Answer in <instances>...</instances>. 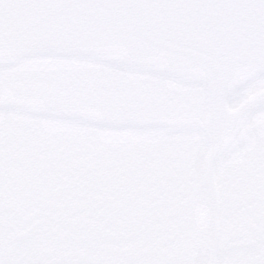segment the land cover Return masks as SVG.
Returning <instances> with one entry per match:
<instances>
[{"label":"rangeland","instance_id":"rangeland-1","mask_svg":"<svg viewBox=\"0 0 264 264\" xmlns=\"http://www.w3.org/2000/svg\"><path fill=\"white\" fill-rule=\"evenodd\" d=\"M169 82L148 73L127 71L85 59L49 56L27 58L0 69V147L13 144L7 145L5 150L6 155L11 156L9 162H12L19 152L23 156L20 145L27 140V150L38 151L40 156H35L38 164L46 165L40 180L30 174V178L25 177L26 182L39 180V186L23 190L19 187L23 181L19 168L13 166L12 170L5 171L0 164V211L6 208L4 211L12 215V221H18V215L14 216L19 212L18 206L15 209L12 205H18L23 199V225L14 226L10 246L17 243L22 231L30 227L32 217L37 222V231H51L57 221L53 218L44 221L34 216L31 202L39 201L52 184L60 186L64 181L62 174L72 173L67 182L82 181L81 172L91 165L99 170L106 167L117 171L115 174L123 179L127 188H135L136 184L145 181L157 188L162 184L168 188L170 196L177 199L188 214L187 225L182 231L184 238H189L185 239V258L180 262L176 253H172V264L200 263L197 256L203 252L204 233L199 173L206 149L199 131L204 108L202 91L194 85L176 86L172 83L173 88L168 90L166 85L171 86ZM262 86L264 77L251 80L228 97V105L233 106ZM56 114L71 118H59ZM22 116L27 120L35 117L55 122L72 121L77 125L23 123ZM47 136L56 138L57 143H52ZM63 149L69 155L80 151L82 157H74V160L63 156L59 158V164L49 158L55 153L63 154ZM263 160L264 104L249 117L242 142L214 164L219 218L223 220L222 231L226 232V237L232 235L233 230L244 229L242 224L236 226V220H233L232 214L236 212L249 213L255 223L260 216L263 219L264 169L260 166ZM127 170L128 177L125 176ZM77 173L78 177L75 176ZM240 198L242 205L246 198L244 203H248L251 209L246 211V205L239 206L236 202ZM233 199L234 208L230 205ZM231 220L233 224H230ZM59 223L61 227L62 222ZM36 236L39 237L36 234L23 237V244L34 243ZM42 236L46 242L53 238ZM19 246L20 242L16 248ZM44 252L40 248L36 257ZM23 253L21 248L12 250L0 264H28L23 261L27 256Z\"/></svg>","mask_w":264,"mask_h":264},{"label":"water","instance_id":"water-1","mask_svg":"<svg viewBox=\"0 0 264 264\" xmlns=\"http://www.w3.org/2000/svg\"><path fill=\"white\" fill-rule=\"evenodd\" d=\"M42 56L85 59L201 88L203 264H215L214 164L264 104V86L227 103L264 77V0H0V69ZM85 178L99 183L95 167ZM69 228L62 235L75 241Z\"/></svg>","mask_w":264,"mask_h":264},{"label":"flooded vegetation","instance_id":"flooded-vegetation-1","mask_svg":"<svg viewBox=\"0 0 264 264\" xmlns=\"http://www.w3.org/2000/svg\"><path fill=\"white\" fill-rule=\"evenodd\" d=\"M168 80L176 86L182 84ZM172 84L166 85L168 90L173 88ZM239 142H242V136L233 147ZM260 166L264 169V160ZM92 167L84 168L80 182L66 181L71 172L62 174L64 181L60 186L52 184L39 201L31 202L34 216L44 221L53 218L57 224L51 231H37V222L32 217L30 227L22 231L20 238L14 237L17 243L20 242L18 248L17 243L10 246L9 239L15 232L14 226L23 225V199L18 205H12L15 209L18 206L19 212L14 213V216L18 215V221H12V215L4 211L6 208L0 211V263L12 250L20 248L25 252L23 255L27 254L25 258H30L29 261L23 258L28 264H172V253H176L180 262H183L185 239L188 236L184 238L182 231L187 225L188 214L180 202L170 196L169 189L163 184L157 188L148 181L143 184L139 182L135 188H127L122 183L123 179L117 176V171L106 167L101 170L95 167L99 183L93 184L85 178L86 172ZM128 174L129 171H125L126 177ZM75 176L78 177V173ZM39 191L42 192V189L39 188ZM33 193L36 194L35 191ZM246 200H243V204L247 206L249 204L244 203ZM234 201L230 203L233 208ZM236 203L242 205L241 198ZM249 209L250 206H247L244 210ZM232 216L236 226L242 224L244 229L233 230L232 235L226 237L218 210L215 264H264V216L256 220L258 223L249 213L242 215L239 211ZM233 220L230 224H233ZM59 221L62 222L61 227ZM39 226L42 227L41 224ZM64 226L70 227L75 241L62 235ZM47 228L50 227L47 225ZM32 234L38 235L39 239L36 236L34 243L23 244V237ZM42 235L53 238L46 242ZM92 244L94 246L90 247ZM40 248L45 252L36 257ZM203 254L204 241L203 252L197 256L199 264H203Z\"/></svg>","mask_w":264,"mask_h":264},{"label":"crops","instance_id":"crops-1","mask_svg":"<svg viewBox=\"0 0 264 264\" xmlns=\"http://www.w3.org/2000/svg\"><path fill=\"white\" fill-rule=\"evenodd\" d=\"M22 119H23V123L28 122V121H31V122L36 121V124H40V125H47V124H53V123L58 124L59 126H62V127H67L70 125H77L72 121H70V122H67V121L55 122L54 120L45 119V118L33 117L32 119L27 120V118H24V116H22ZM55 124H53V125H55ZM101 134H105V132H102ZM106 134H107V131H106ZM47 138L53 140L52 143L53 142H54V144L57 143L56 138H53V137L50 138L48 136H47ZM27 142L28 141L26 140V142H22L23 145H20L21 147H23V156L20 155L21 152H19L17 159H15V161H14V159H12V162H9V160H11V159H8V158L11 156L6 155L7 151H5V150H7L6 149L7 145L9 146V145H13V144H11V143L2 144V146L0 147V151H1L0 152V164L5 168V171L6 170H12L11 168L13 166H17L16 168H19V173L23 174V181L25 183V184H23V181H22V183H21L22 185H20L19 187L23 190H27V189L32 190L35 187L37 188L39 186V184L41 183L38 181L42 178L43 173L45 172L43 167L46 165L38 164V159L35 158V156H40V155H38V151H36V150H33V151L27 150V147H26ZM14 145H16V144H14ZM43 148H44V145H43ZM67 152H68L67 150L63 149V154L62 153H55V154H52L51 156H49V158H51L52 161L54 162L55 159L59 160V158L61 159V157H63V156H67L66 158H69V159H71V158L74 159V157H77V158L82 157L81 156L82 152H80V151L78 153H71V155H69V153L67 154ZM83 156L85 157V155H83ZM6 163H8V165ZM9 163L12 165H9ZM17 163H18V165H16ZM16 168H14V169H16ZM28 174H30L31 177H33V178L39 179V180H35L38 182V185H37V182H28V180L26 182L25 177L30 178V177H28Z\"/></svg>","mask_w":264,"mask_h":264},{"label":"trees","instance_id":"trees-1","mask_svg":"<svg viewBox=\"0 0 264 264\" xmlns=\"http://www.w3.org/2000/svg\"><path fill=\"white\" fill-rule=\"evenodd\" d=\"M56 115H58L57 117L59 118H65V119L71 118L69 115H63V114H56ZM56 115H49V117H55Z\"/></svg>","mask_w":264,"mask_h":264}]
</instances>
